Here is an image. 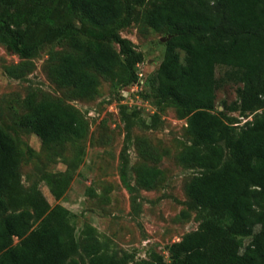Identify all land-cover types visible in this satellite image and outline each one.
<instances>
[{
    "label": "rangeland",
    "instance_id": "1",
    "mask_svg": "<svg viewBox=\"0 0 264 264\" xmlns=\"http://www.w3.org/2000/svg\"><path fill=\"white\" fill-rule=\"evenodd\" d=\"M119 1L123 9L133 4L130 23L115 27L143 53L132 70L136 80L120 44L72 9L70 0H0V14L8 13L13 24L27 28L31 41L50 27H69L64 36L43 43L29 57L0 41V127L15 139L20 158L19 182L4 196L0 218L32 210L11 197L24 200L41 192L52 207L66 209L79 245L72 258L81 264H89L93 252L122 264L159 255L169 263V246L199 228L201 211L189 184L203 169L184 159L193 139L188 117L181 116L172 100L157 95L156 75L171 35L167 27L152 26L148 14L162 0ZM76 41L117 53L111 74L83 68L92 78L87 90L63 82L59 74L65 56H82ZM178 51L185 62L186 52ZM241 76L236 66L215 68V105L225 108L239 129L253 118L230 110L239 103ZM44 101L77 111L83 134L44 144L21 124V118ZM230 157L226 148L225 160ZM242 240L248 244L251 237Z\"/></svg>",
    "mask_w": 264,
    "mask_h": 264
},
{
    "label": "trees",
    "instance_id": "2",
    "mask_svg": "<svg viewBox=\"0 0 264 264\" xmlns=\"http://www.w3.org/2000/svg\"><path fill=\"white\" fill-rule=\"evenodd\" d=\"M70 6L105 29L104 37L120 44L129 71L143 60V53L115 27L130 23L132 3L123 9L119 0H70ZM8 16L0 14V41L24 57L69 30L68 25L50 27L31 41L28 29ZM148 20L156 28L167 27L171 35L156 75L157 95L172 100L189 119L193 139L184 159L203 169L189 184L202 219L197 230L169 246L171 262L159 255L136 264H264V0H162ZM76 42L82 56H65L59 74L63 82L87 90L92 78L83 68L111 74L117 53L96 43ZM179 49L186 52L185 62ZM218 64L242 70L239 103L230 110L253 118L241 129L225 108L215 105ZM21 124L44 144L83 134L77 111L54 101L37 104ZM226 148L231 153L227 160ZM19 163L15 139L0 127V210L4 196L19 182ZM11 198L15 204L28 203L32 210L0 218V264H81L72 258L79 245L66 209L52 207L41 192L24 200ZM243 237H251L250 242L244 244ZM89 264L122 263L93 252Z\"/></svg>",
    "mask_w": 264,
    "mask_h": 264
}]
</instances>
